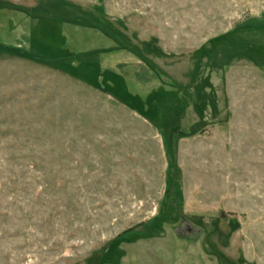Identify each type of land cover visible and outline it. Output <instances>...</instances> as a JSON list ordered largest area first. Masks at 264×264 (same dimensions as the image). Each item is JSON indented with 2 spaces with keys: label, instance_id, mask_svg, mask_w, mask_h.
<instances>
[{
  "label": "rangeland",
  "instance_id": "rangeland-1",
  "mask_svg": "<svg viewBox=\"0 0 264 264\" xmlns=\"http://www.w3.org/2000/svg\"><path fill=\"white\" fill-rule=\"evenodd\" d=\"M0 264H264V0H0Z\"/></svg>",
  "mask_w": 264,
  "mask_h": 264
},
{
  "label": "trees",
  "instance_id": "trees-1",
  "mask_svg": "<svg viewBox=\"0 0 264 264\" xmlns=\"http://www.w3.org/2000/svg\"><path fill=\"white\" fill-rule=\"evenodd\" d=\"M263 68V67H262ZM129 231V230H128ZM128 231H126V232H128Z\"/></svg>",
  "mask_w": 264,
  "mask_h": 264
}]
</instances>
